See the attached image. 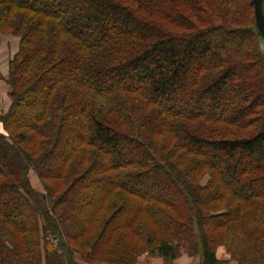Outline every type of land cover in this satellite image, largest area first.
<instances>
[{
	"label": "trees",
	"instance_id": "trees-1",
	"mask_svg": "<svg viewBox=\"0 0 264 264\" xmlns=\"http://www.w3.org/2000/svg\"><path fill=\"white\" fill-rule=\"evenodd\" d=\"M6 35L0 264H264L253 0H0Z\"/></svg>",
	"mask_w": 264,
	"mask_h": 264
},
{
	"label": "rangeland",
	"instance_id": "rangeland-1",
	"mask_svg": "<svg viewBox=\"0 0 264 264\" xmlns=\"http://www.w3.org/2000/svg\"><path fill=\"white\" fill-rule=\"evenodd\" d=\"M31 1H35V0H31ZM60 2H61V0H46L47 5H52L53 3H54V5H56V4H59ZM18 49H19V39L18 38L14 37V36H7V35L2 37V43L0 45V114L7 112L8 109L10 108V105H11V100L9 97L11 87L8 83L9 63L14 58V56L18 53ZM34 103H36V104H33L31 102L29 103V104H31V105H29V108L31 109V110H29V112L28 111H26V112L21 111L19 113V115L23 121H30L32 118V114L39 111V108L41 106L40 99L34 100ZM0 131L3 132L1 125H0ZM31 181H32L33 186L40 193H44V187L34 173L31 174ZM218 256L221 259H229V255L227 254V252L224 248L218 249ZM147 257L150 260H152L153 262H156V264H158V262L160 264H163V262L161 261L160 258L158 259V258L151 257L149 254H145L142 256V258H147ZM186 257L187 256H183L181 258L184 259ZM140 259H141V257H140ZM79 260H80V258H79ZM156 260H158V261H156ZM198 260H199L198 258H193L191 260V264H197ZM178 263H181V261ZM85 264H88V263H85Z\"/></svg>",
	"mask_w": 264,
	"mask_h": 264
},
{
	"label": "water",
	"instance_id": "water-1",
	"mask_svg": "<svg viewBox=\"0 0 264 264\" xmlns=\"http://www.w3.org/2000/svg\"><path fill=\"white\" fill-rule=\"evenodd\" d=\"M255 8V23L258 32V36L264 45V12H263V0H253Z\"/></svg>",
	"mask_w": 264,
	"mask_h": 264
},
{
	"label": "crops",
	"instance_id": "crops-1",
	"mask_svg": "<svg viewBox=\"0 0 264 264\" xmlns=\"http://www.w3.org/2000/svg\"><path fill=\"white\" fill-rule=\"evenodd\" d=\"M219 257V256H218ZM220 258V257H219ZM159 259V258H158ZM193 258H189V257H186V258H184V259H179L177 262H176V264H191V260H192ZM221 259V258H220ZM183 260V261H182ZM156 261H158V260H156ZM162 261V260H161ZM181 261V263H178V262H180ZM143 262V263H142ZM163 262V261H162ZM198 262H199V260H198ZM198 262H197V264H198ZM156 264V262H153L152 260H150L148 257L147 258H142L141 257V259L139 260V262H138V264ZM158 264H160L159 262H158Z\"/></svg>",
	"mask_w": 264,
	"mask_h": 264
}]
</instances>
